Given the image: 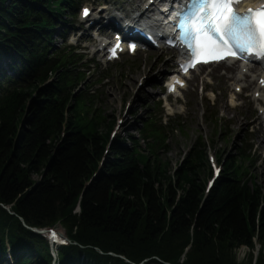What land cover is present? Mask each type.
Listing matches in <instances>:
<instances>
[{
  "label": "trees",
  "instance_id": "trees-1",
  "mask_svg": "<svg viewBox=\"0 0 264 264\" xmlns=\"http://www.w3.org/2000/svg\"><path fill=\"white\" fill-rule=\"evenodd\" d=\"M79 4L0 0V264H242L239 248L264 246V189L253 181L251 149L228 159L206 196L205 144L175 179L133 135L114 142L100 167L101 114L80 127L79 105L91 107L93 97L77 91L86 78L74 51L54 44ZM151 125L141 135L165 142ZM59 224L72 243L54 259L29 227ZM245 264H264V254Z\"/></svg>",
  "mask_w": 264,
  "mask_h": 264
},
{
  "label": "rangeland",
  "instance_id": "rangeland-1",
  "mask_svg": "<svg viewBox=\"0 0 264 264\" xmlns=\"http://www.w3.org/2000/svg\"><path fill=\"white\" fill-rule=\"evenodd\" d=\"M103 1L113 2L116 8L119 7L118 10L124 9L127 14L130 9L139 7L146 0H83V3L95 7ZM105 13L108 16L116 14L112 9L109 13ZM67 20L72 24V30L73 26H79V21H81L79 16L77 19L68 18ZM105 36L110 39L111 32ZM69 41L74 43L75 47L83 48L78 52L79 54H72L75 62L80 61L76 71L81 70L86 78L77 91L84 93L89 102L93 97L91 107L79 105L80 114L76 116V119L80 127L88 130L90 127L86 129L84 126H89L101 114L97 122L98 132L106 136L102 156L104 162L108 159L114 142L119 138H129L133 135L140 139L139 150L150 156V159L151 157L161 159L160 168L175 179L191 152L199 144H205L209 162L205 178L201 175L205 180V192L210 188L209 182L212 178L214 164L223 167L228 159L235 156L241 148L249 150L253 148L254 162L251 167L253 181L264 189V132L259 125L260 114L252 104L251 96L247 94L241 96L244 104L240 108L232 109L227 105V96L233 92L232 83L227 85L223 77H213V79L209 76L213 69L222 76L219 74L224 72L222 67L200 68L192 74L189 88L183 92L187 101L177 103L170 100L169 105L163 99L166 98L164 81L176 67V52L165 53L159 50L137 52L135 56L126 54L114 63H106L104 57L93 52L95 46L90 35L79 41V33L75 32ZM54 44L57 47L63 46L60 39ZM82 54H89V56L81 61ZM90 58L98 63V68L90 70L87 62ZM205 83L208 85L214 83L212 89L218 96L215 103L208 101L209 94L203 92ZM96 109L98 112L95 111ZM216 113H219L218 116ZM147 122H152L150 128L154 131L166 135L165 142L161 143L158 139L144 138L141 135L143 125ZM131 145V142L127 143V146ZM149 145L156 148L155 154L149 151ZM103 164L102 162L100 166ZM244 166V169H248L246 163ZM33 178L39 180L41 176L34 175ZM260 251L264 254V246L258 242H256L254 251L243 246L236 252L237 262L242 264L248 262L250 253H253L255 261Z\"/></svg>",
  "mask_w": 264,
  "mask_h": 264
},
{
  "label": "snow or ice",
  "instance_id": "snow-or-ice-1",
  "mask_svg": "<svg viewBox=\"0 0 264 264\" xmlns=\"http://www.w3.org/2000/svg\"><path fill=\"white\" fill-rule=\"evenodd\" d=\"M242 2L189 0L178 24V40L191 50L193 66L238 53L264 57V4L241 12L238 6ZM84 14H88L87 9Z\"/></svg>",
  "mask_w": 264,
  "mask_h": 264
},
{
  "label": "bare ground",
  "instance_id": "bare-ground-1",
  "mask_svg": "<svg viewBox=\"0 0 264 264\" xmlns=\"http://www.w3.org/2000/svg\"><path fill=\"white\" fill-rule=\"evenodd\" d=\"M150 21H151V17H148V22H150ZM225 66H227V65L225 64ZM209 67H212V65H210ZM213 67H217V66L213 65ZM227 67L229 68V74H222V76H220V75L217 74V71L214 70L209 75L214 77V78L223 77L224 83H226L227 85H228V83H232V85L234 84V86H237L239 84V76L236 74L235 71L238 69L239 70L238 73H240L241 72L240 68L236 67V66H231V67L227 66ZM200 68H202V67H199L196 71H198ZM195 72L191 73V76ZM245 81H246V87H253L254 89L257 88V86H256L257 83L255 84V82L253 80L249 79V75H245Z\"/></svg>",
  "mask_w": 264,
  "mask_h": 264
},
{
  "label": "water",
  "instance_id": "water-1",
  "mask_svg": "<svg viewBox=\"0 0 264 264\" xmlns=\"http://www.w3.org/2000/svg\"><path fill=\"white\" fill-rule=\"evenodd\" d=\"M38 232H42V231L38 230Z\"/></svg>",
  "mask_w": 264,
  "mask_h": 264
}]
</instances>
